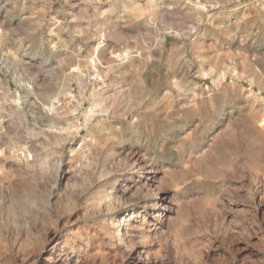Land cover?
Returning a JSON list of instances; mask_svg holds the SVG:
<instances>
[{
	"label": "rangeland",
	"instance_id": "1",
	"mask_svg": "<svg viewBox=\"0 0 264 264\" xmlns=\"http://www.w3.org/2000/svg\"><path fill=\"white\" fill-rule=\"evenodd\" d=\"M263 119L264 0H0V264H264Z\"/></svg>",
	"mask_w": 264,
	"mask_h": 264
},
{
	"label": "bare ground",
	"instance_id": "2",
	"mask_svg": "<svg viewBox=\"0 0 264 264\" xmlns=\"http://www.w3.org/2000/svg\"><path fill=\"white\" fill-rule=\"evenodd\" d=\"M98 52V51H97ZM91 62L94 64V68H97L99 66L98 62H97V59L94 57L93 59H91ZM104 66V65H103ZM93 67V66H92ZM75 76V74H74ZM78 85L80 87H85L86 86V83H87V79L82 76V75H77V77H75ZM28 94L31 95L33 97V94H35V92L33 91V87L32 86H29L28 85ZM96 95V93H94ZM93 94V96H94ZM48 96L50 98L53 97V94H48ZM96 97V96H95ZM31 102L33 103L34 105V108H38L39 107V103L35 100H31ZM19 103V102H17ZM38 104V105H37ZM19 105V104H18ZM42 105V104H41ZM63 105V104H62ZM93 106H95L97 108V112H103L104 114H107L109 112V109L107 106H104V104L101 102V101H98L97 99L95 100ZM12 107V106H11ZM46 107V106H45ZM72 108V107H71ZM36 111V110H35ZM55 111V110H54ZM59 109H56L55 113L52 114V115H49L47 114V117H49V121L51 122V125L50 126H56V122L59 121L60 117L62 118L61 114L58 112ZM44 121V120H43ZM42 125V124H41ZM43 126V125H42ZM259 128L262 130H264V119L262 121H260V124L258 125ZM145 164V163H144ZM148 178H151V177H148ZM156 188V187H155ZM121 230V229H120ZM119 234H121L119 232ZM57 245V244H56Z\"/></svg>",
	"mask_w": 264,
	"mask_h": 264
}]
</instances>
